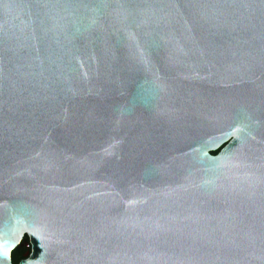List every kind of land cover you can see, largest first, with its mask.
<instances>
[{"label": "water", "instance_id": "obj_1", "mask_svg": "<svg viewBox=\"0 0 264 264\" xmlns=\"http://www.w3.org/2000/svg\"><path fill=\"white\" fill-rule=\"evenodd\" d=\"M23 246L264 264V0H0V264Z\"/></svg>", "mask_w": 264, "mask_h": 264}, {"label": "trees", "instance_id": "obj_2", "mask_svg": "<svg viewBox=\"0 0 264 264\" xmlns=\"http://www.w3.org/2000/svg\"><path fill=\"white\" fill-rule=\"evenodd\" d=\"M214 154H217V153H214ZM25 242H28V238L25 239ZM28 251L29 250L25 246H23V247L18 248L17 250H15L13 252V261H14V264H19L22 260H24L25 254Z\"/></svg>", "mask_w": 264, "mask_h": 264}, {"label": "flooded vegetation", "instance_id": "obj_3", "mask_svg": "<svg viewBox=\"0 0 264 264\" xmlns=\"http://www.w3.org/2000/svg\"><path fill=\"white\" fill-rule=\"evenodd\" d=\"M25 243H26V242H25ZM25 247H26V246H25ZM26 248H27V247H26ZM27 249H28V248H27ZM28 252H29V251H28ZM28 252H26V254H27ZM26 254H25V255H26ZM24 259H25V258H24Z\"/></svg>", "mask_w": 264, "mask_h": 264}, {"label": "snow or ice", "instance_id": "obj_4", "mask_svg": "<svg viewBox=\"0 0 264 264\" xmlns=\"http://www.w3.org/2000/svg\"><path fill=\"white\" fill-rule=\"evenodd\" d=\"M5 255H7V252H5Z\"/></svg>", "mask_w": 264, "mask_h": 264}]
</instances>
